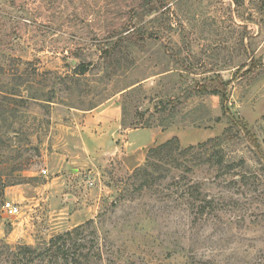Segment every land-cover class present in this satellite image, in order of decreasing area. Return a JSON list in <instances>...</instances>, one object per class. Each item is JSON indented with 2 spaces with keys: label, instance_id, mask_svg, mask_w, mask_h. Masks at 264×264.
Wrapping results in <instances>:
<instances>
[{
  "label": "rangeland",
  "instance_id": "obj_1",
  "mask_svg": "<svg viewBox=\"0 0 264 264\" xmlns=\"http://www.w3.org/2000/svg\"><path fill=\"white\" fill-rule=\"evenodd\" d=\"M172 139L212 143L142 189ZM80 226L81 264H264V0H0V264Z\"/></svg>",
  "mask_w": 264,
  "mask_h": 264
},
{
  "label": "trees",
  "instance_id": "obj_2",
  "mask_svg": "<svg viewBox=\"0 0 264 264\" xmlns=\"http://www.w3.org/2000/svg\"><path fill=\"white\" fill-rule=\"evenodd\" d=\"M81 73L85 72L83 67H79ZM221 88L212 86L202 87L201 90L206 93L220 97L222 101V109H226L224 102H226V94L223 88V84L220 83ZM219 86V87H220ZM164 110V109H163ZM212 142L199 144L196 147L190 146L184 149H181L178 146V140L172 139L162 145H159L153 149H150L147 153L145 163L142 167L136 168L132 177H135L141 180L140 187H147L148 181L154 178V175H159L166 169L178 171L181 167V159L190 154L191 152L197 150H204L208 153V146ZM202 152V151H201ZM216 160V165L219 169L222 168L224 164V159L218 157L215 154H211L207 162L212 163L214 166L213 160ZM205 201L204 205L200 206V209L204 211L205 207L211 206V201ZM80 227H76L71 231L65 232L61 235H58L49 240L47 244L40 248H32L29 246H15L10 250L9 258L7 264H81L82 257L84 254H81L79 247L81 244H78L76 241V236L81 230Z\"/></svg>",
  "mask_w": 264,
  "mask_h": 264
},
{
  "label": "built area",
  "instance_id": "obj_3",
  "mask_svg": "<svg viewBox=\"0 0 264 264\" xmlns=\"http://www.w3.org/2000/svg\"><path fill=\"white\" fill-rule=\"evenodd\" d=\"M2 210L7 217L11 218L16 217L20 212L19 207L12 202H4L2 205Z\"/></svg>",
  "mask_w": 264,
  "mask_h": 264
},
{
  "label": "crops",
  "instance_id": "obj_4",
  "mask_svg": "<svg viewBox=\"0 0 264 264\" xmlns=\"http://www.w3.org/2000/svg\"><path fill=\"white\" fill-rule=\"evenodd\" d=\"M88 149H86L85 151H87Z\"/></svg>",
  "mask_w": 264,
  "mask_h": 264
}]
</instances>
